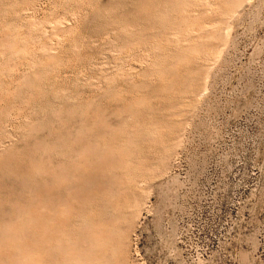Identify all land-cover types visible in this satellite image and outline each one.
Instances as JSON below:
<instances>
[{"label": "rangeland", "instance_id": "rangeland-1", "mask_svg": "<svg viewBox=\"0 0 264 264\" xmlns=\"http://www.w3.org/2000/svg\"><path fill=\"white\" fill-rule=\"evenodd\" d=\"M139 1L0 0L1 109L15 113L0 115V135L6 139L0 146V243L7 223H20L28 214L23 211L32 213L53 195L64 205L66 193L94 175L91 167L103 151L122 146L126 137L135 142V133L149 128L150 112L151 120L157 113L161 120L162 108L180 100L178 115L170 117L182 125L170 138L169 155L154 149L151 156L147 149L151 157L146 152L141 157L151 165L165 156L164 175L142 183L137 220L127 224L126 264H264V0ZM205 29L217 36V44L201 39L202 49L210 46L203 53L208 57L198 59L201 67L193 54L191 63L176 60L177 50L190 44L179 38L197 39ZM166 65L176 71L160 74ZM186 71L193 80L186 79ZM182 85L189 92H181ZM87 144L93 147L82 168L79 149ZM46 145L64 147L63 158L49 155ZM50 163L60 167L63 183L55 185L53 173L44 171ZM62 224L60 218L59 231ZM75 224L74 210L66 222L74 241ZM23 255L14 262L28 264L20 262Z\"/></svg>", "mask_w": 264, "mask_h": 264}, {"label": "bare ground", "instance_id": "bare-ground-1", "mask_svg": "<svg viewBox=\"0 0 264 264\" xmlns=\"http://www.w3.org/2000/svg\"><path fill=\"white\" fill-rule=\"evenodd\" d=\"M224 1H221V3H224ZM229 1L230 0H228V2ZM231 1H232L231 3H240L241 2V0H231ZM138 2H140V1L138 0ZM226 2H227V0H226ZM138 4H140V3H138ZM152 4L153 3H151V5ZM216 4H219V3L216 2ZM216 4H214V6ZM227 4H230V3H227ZM221 5H223V4H221ZM240 5H239V7H240ZM124 6H125V3H124ZM219 7L220 6H218V9H219ZM210 9H208V10H210ZM228 11L230 13V10H228ZM213 12H215V11H213ZM220 12H222V11H220ZM224 12H223V15H227L226 12H225V14H224ZM234 12L235 11L232 10V15H234L233 14ZM202 13L204 14L203 11H202ZM215 13H218V12H215ZM220 15L223 17V15L221 13H220ZM230 15H231V13H230ZM141 19H143V18L141 17ZM178 19H179V17H178ZM124 20L127 21L126 19H124ZM156 23H157V20H156ZM174 23H175V21H174ZM174 23H172V24H174ZM217 23H218V21H217ZM196 24H197V22H196ZM198 24H200V22ZM131 25L133 27H136V25H138V23L135 22L134 24H131ZM148 25H149V23H148ZM128 26H130V24H128ZM201 27H202V25H201ZM176 28H178V27H176ZM138 29H139V27H138ZM200 33L197 36V39L200 36L199 40L195 39V36H188V37L186 36L185 38L182 37L181 39L179 38V40H181V41L183 39H185L186 41H189L190 44L188 43L189 44L188 47H186L185 45H183V46L180 45L182 48L181 47L179 48L180 51H179V49L177 50L178 51L177 55L172 53V54H174V57L176 56L175 57L176 60L178 59V61H180V60H182V61H186V60L190 61V60L195 58L193 56V55H195L196 56L195 61L197 60L196 63H199L198 59L203 61V60H205L208 57L207 56V54H208L207 52L208 51L206 52L204 50L205 47H203V49L201 47L202 44H203L201 42V39L205 38L206 40H208L210 38V39L213 40L215 35L212 36V34H211V36L213 37L212 38L209 35L208 29L203 30L201 34ZM127 34H131V33H127ZM133 34H136V32L133 31ZM214 34H215V32H214ZM219 34H221V33H219ZM219 34H218V36H219ZM106 35L107 36L105 38L108 39L110 34L106 33ZM143 35H145V34H143ZM215 37H217V36H215ZM146 39H147V37H146ZM101 40L105 41V39H103V38ZM206 40H204V41L206 42ZM212 40H210V41H212ZM210 41L208 43L211 44V46H212V43L214 41H215L214 43H216L217 38H216V40L214 39V41L211 42V43H210ZM142 42H144V41H142ZM172 42H173V40H172ZM205 42H204V46H205ZM130 43L131 42H127V45L130 44ZM175 43H177V42H175ZM206 45H207V43H206ZM122 47L125 50V47L124 46H122ZM208 47L210 48V46H208ZM207 48H205V49H207ZM213 48H214V46H213ZM213 48L211 47V49H213ZM211 49H208V50L211 51ZM174 51H175V53L177 52L176 50H174ZM203 53H207V54L204 55ZM172 54H170V55H172ZM170 55H169L168 59L174 58L173 56H170ZM167 57H168V54H167V56H165L164 59L166 60ZM168 59H167V62H165V64L168 63ZM160 61H162V60H160ZM195 61H193V62H195ZM156 63H158V62H156ZM177 63H176V65H178ZM190 63H191V61H190ZM168 65H170V64H168ZM168 65H166V67H165L166 70H157V71H159L160 74L165 73L164 71H168L169 70L168 69L169 68ZM190 65H188V66H190ZM200 65L201 64L199 63V67H201ZM158 66L159 65L157 64L156 68H158ZM172 66H174V64ZM180 66H181V64H180ZM188 66L185 68V70L191 69V66H190V68ZM195 67H197V66H195ZM187 68H189V69H187ZM170 70H172V69H170ZM170 70H169V72H171V73L176 71V70H173V71H170ZM199 70H201V68ZM198 71H196V72L194 71L195 73L193 72L194 75H193L192 78H194L195 74L200 73V71L199 72ZM181 73L182 72H180V74ZM186 73H188V75L190 74L187 71H186ZM160 74H159V76H160ZM180 74H179V76H180ZM182 77H184V76H182ZM185 77H186V79H187V77L188 78L190 77V80L192 79L190 75L189 76L185 75ZM178 78L176 79L177 81H178ZM183 80H184V78H183ZM174 81H175V79H174ZM181 82H183V81H181ZM189 82L190 81H188V83H184L183 82V84L187 85V84H189ZM179 86H181V85H179ZM187 86L182 85L181 89L183 91H181V92H184V91H188L189 92V90H187ZM156 88H157V86H156ZM178 91H180V90H178ZM176 94L177 93H175V95ZM160 95H161V93H160ZM160 95L156 96V98L159 97ZM165 95L162 94L161 97H163V96L165 97ZM179 95L180 94H178L177 96H179ZM169 96L170 95H168V97ZM171 96H174V94L171 95ZM177 96H175V97H177ZM154 98H155V96L153 97V99ZM153 99L151 100V102L154 101ZM178 99H180V97ZM164 100L165 99H163V101H160L159 104H162V102L164 103ZM172 100L174 102L177 101V100H174L173 97H172L170 102H172ZM1 101L2 100L0 99V102ZM168 101H169V99H168ZM179 101H177L178 102L177 106L173 107V106L169 105L165 109L162 108L163 109V114L161 115V120H159V118H158V116H159L158 114L159 113H157V115H156L158 119L156 118L154 120L153 119L151 120V118L153 117L152 116V112L148 111V112H150L148 114L150 120L148 121L149 123L147 124L149 128L144 127V130L141 131V134H140V132H138L136 134L135 132H137V131H135L134 132L135 135L139 134L138 137L136 136L137 138H135V142L133 140H130L129 137H126V138L124 137L125 139H123V143L121 142L122 146L119 145V147L117 146V148H116L113 145V146H111V148L109 149L108 152L107 151H105V152L103 151L104 153L102 152V154L99 155L98 158L95 159L94 165H93V167H91V168L95 169L94 175H89L88 179L84 182L85 184L82 185V187H80L79 189H77L76 192H73L72 194L66 193V196L63 199L64 205L61 202H58V198L53 195L52 198H48V199L44 200L45 202L47 201V203H45L44 201L39 202V204L37 205L38 206L37 210H34L32 213L30 211H23V213L27 212L28 214L25 217V219H23L21 217V219H23V220L20 221V223L15 224L12 221L10 223H7V225L4 226L5 227L4 230L6 232L3 235L2 243H0V261H3V264H17L19 261L17 263H15L14 259L16 260V258L18 257V254L22 253V254H24L22 256L23 260L20 261V262H27L28 264H126L125 258L123 257V253H124L123 250H124V247L126 245L127 224L134 223L135 219L138 216V211H136V209H137L138 206L141 207L140 205H141V201H142V190L145 189L143 187V185L144 184H147V185L153 184V180L155 178L161 176V173L164 171V170L162 171V169L165 166V161H164L165 156H160V153L162 152L163 155L166 154V156L169 155V153L171 152L172 147H173V146L169 145L170 138H172L171 136L174 134V132H177L176 131V127L182 125V123H180L181 125L179 124L178 126H175L174 123L176 121L173 122L171 120V117L178 115V112L180 111L179 108H180L181 105L179 104ZM183 101H182V105H184ZM151 102H149V103H151ZM155 102H158L157 99L155 100ZM157 104L158 103L153 104V105H151V107L152 106L154 107ZM1 106H3L2 102L0 103V111H1L0 115L1 114L3 115V113H6V115L8 114V116H10V115H11V117L14 116L15 113L12 112L13 110L11 111L7 107V109L5 111L4 110L2 111V109H1L2 107ZM157 106H159V105H157ZM53 108H56V107L54 106ZM159 108L161 109V107H159ZM146 109H147V107H146ZM156 109H158V108H156ZM57 111H58V108H57ZM51 112H54V111L51 110ZM18 113H20V111ZM147 113H146V115H147ZM53 114H52V116H54ZM70 115H71V113H70ZM72 115H73V113H72ZM25 118H29L30 119V116H25ZM172 118H174V117H172ZM12 119L13 118L10 119L11 123H12ZM128 119L132 120V118H128ZM128 119H126V120H128ZM135 120H136V118H135ZM40 124L43 125L42 121H41ZM40 124H39V126H40ZM80 124H82V123H80ZM15 125H16V123H15ZM135 125H133V126L135 127ZM176 125H177V122H176ZM135 128L137 129V127H135ZM75 129H77V128H75ZM136 129H134V130H136ZM178 129H179V127H178ZM78 130H81V128H78ZM9 131H11V130H9ZM6 132H8V131H6ZM76 132H78V131L75 130V133ZM81 132H82V130H81ZM129 132H130V130H129ZM127 133H128V131H127ZM130 133H132V132H130ZM12 134L10 133L11 136H12ZM16 134H17V132H16ZM82 134H83V132H82ZM6 135H7V133H6ZM13 135H15V134H13ZM36 135H39V134H36ZM76 135H77V133H76ZM126 135L127 134H125V136ZM131 135H133V134H131ZM3 137H4V135L3 136L0 135V146H2V144L6 140V139L4 140ZM33 138H35V137H33ZM117 138H119V137H117ZM133 138H134V135H133ZM73 139H75V136L73 137ZM44 140H45V138H44ZM44 140H43V142H44ZM46 140H47V138H46ZM164 141H166L168 144L165 145L164 147H162L161 149H159V147H160L159 145H161V143H163V145H164ZM30 144H32V142ZM35 144H37V143H35ZM38 144H42L43 145V143H41V142L38 143ZM60 144H59V146H60ZM12 146H13V144H12ZM36 146H41V145H36ZM59 146L58 145L56 147L55 146H50L51 148H49V146H47L44 149H45L46 152L50 151L49 155H51L53 152H55V153L59 154V156L61 157L62 152H63L62 150L64 149V147L62 149ZM133 146H135L136 148H133ZM31 147H33V146H31ZM92 147L93 146L91 144H87L85 146H82L79 149V156L78 157L82 160V163L79 164L80 167H82V168L86 167L85 160H87V159H85V158H86L87 153L89 152V150L92 149ZM67 148H69V147H67ZM103 148H104V146H103ZM147 149H150V150L152 149L151 150V156L154 154L153 152H155L154 149L156 151H161L160 153L158 152L159 156H160L158 161H156V162L152 161L154 163H151V165H147L145 159H144V161L141 160L142 159L141 157H143V154H144V152L147 151ZM134 150H136V152H134ZM45 151H44V153H45ZM74 151H76V150H74ZM66 152H67V150H66ZM146 153H145V155H146ZM148 153H150V152H148ZM148 153L146 155L147 159L151 157V156L149 157ZM134 154H136L135 155L136 157L134 156ZM155 154H157V153H155ZM22 155L23 154H21V156ZM131 155L133 157L132 159H135V161H132V160L128 159V157H131ZM153 156H155V155H153ZM54 158H56V157H54ZM61 158H63V156ZM73 158H76V156H74ZM47 159L50 160V156H48ZM152 160H153V158H152ZM1 161L3 163V160H1ZM51 161L52 160H50V162ZM79 162H81V161L79 160ZM4 166H6V165H4ZM31 167H32V165H31ZM44 171L46 173H48V172L53 173V175H54L53 181H54L55 185H57L59 182L63 183V180H64L63 177L61 176V179H60V176H59L60 172H61V169H60L59 166H57V167L53 166V168H52V165L50 163V164L46 165ZM76 173H75V175H76ZM163 173H162V175H164ZM75 175H73V176H75ZM139 178H142V179L139 181L140 184L139 183L137 184ZM71 179H73V178H71ZM142 183H143V185H142ZM39 200H40V198H39ZM75 205H76V209H75ZM20 210H22V209L21 208H19V209L17 208V212H19ZM74 210H75V213H76V224H75L76 237H75V241L70 236V232H68L67 227H66L67 226L66 222L69 220L71 215L74 213ZM20 213L21 212H19V214ZM60 218H61V224L63 222V224H62L63 225V229L59 231L58 223H59V219ZM16 221H18V220H16ZM64 223H65V225H64ZM132 225H131V227H132ZM28 240L30 241V243L25 244L26 243L25 241H28ZM128 245H126V246H128ZM10 249L11 250L12 249L16 250V252H17L16 255L10 254ZM2 252H5L4 255L6 254L5 255L6 256L5 260H3L2 257H1V253ZM26 259H28V260H26Z\"/></svg>", "mask_w": 264, "mask_h": 264}]
</instances>
